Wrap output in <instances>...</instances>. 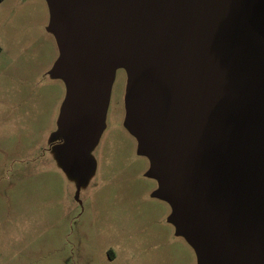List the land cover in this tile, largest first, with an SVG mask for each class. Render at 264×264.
Returning <instances> with one entry per match:
<instances>
[{"label": "water", "instance_id": "95a60500", "mask_svg": "<svg viewBox=\"0 0 264 264\" xmlns=\"http://www.w3.org/2000/svg\"><path fill=\"white\" fill-rule=\"evenodd\" d=\"M81 175L118 69L126 127L199 264H264V0H46Z\"/></svg>", "mask_w": 264, "mask_h": 264}, {"label": "rangeland", "instance_id": "374dc122", "mask_svg": "<svg viewBox=\"0 0 264 264\" xmlns=\"http://www.w3.org/2000/svg\"><path fill=\"white\" fill-rule=\"evenodd\" d=\"M50 22L46 0H0V264H199L126 127L125 69L90 169L63 162Z\"/></svg>", "mask_w": 264, "mask_h": 264}]
</instances>
